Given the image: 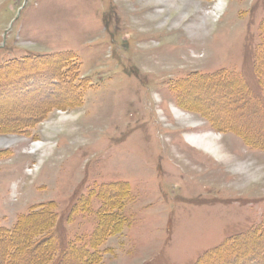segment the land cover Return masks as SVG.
Wrapping results in <instances>:
<instances>
[{"label":"rangeland","instance_id":"rangeland-1","mask_svg":"<svg viewBox=\"0 0 264 264\" xmlns=\"http://www.w3.org/2000/svg\"><path fill=\"white\" fill-rule=\"evenodd\" d=\"M263 21L264 0H0V138H18L0 146V227L51 207L54 262L76 243L98 255L92 264H195L264 229V148L208 116L249 132L264 120L254 68ZM59 56L65 87L43 105L46 69L30 64ZM222 71L252 99L182 85ZM187 134L215 137L224 156ZM104 215L120 232L93 248ZM36 252L16 264H34Z\"/></svg>","mask_w":264,"mask_h":264},{"label":"trees","instance_id":"trees-1","mask_svg":"<svg viewBox=\"0 0 264 264\" xmlns=\"http://www.w3.org/2000/svg\"><path fill=\"white\" fill-rule=\"evenodd\" d=\"M260 30L262 42L256 51L254 68L259 84L264 90V21L261 23ZM49 62L52 63L51 65H53V67L51 66L50 68H42L41 64L35 61L31 62L30 66L33 65L32 69H37L36 72L39 73L46 69V71H43V80L40 82L37 81V83L40 84L36 86L47 87V90L45 89V92L42 93L44 99L48 97V99H46V103H43V105H56L58 103L56 94H60L59 91L65 87V80L62 78L60 71H63L64 64L67 63V59L63 56H59L56 58H51ZM3 71L5 70L0 68V73H3ZM4 82L5 79L2 78L1 75L0 85ZM193 82L200 83V88L203 90L222 88L230 93H239V99L242 100L241 105L245 104V100L247 98L250 100L252 99V97L244 95L246 94L247 90L246 83L243 82L240 77L234 75V73L231 72L222 71L208 76L195 75L182 82V85L192 84ZM30 83L31 85L37 84L33 81ZM260 103L264 117V99L260 100ZM241 109H237V111ZM208 113V116L211 117V119L219 126L218 128L235 132L238 131L250 142H257L259 147L264 148V120L262 121L260 119L258 127L253 126V130L251 129V132H249L246 128L240 126L225 125V123L221 122V119L218 115L211 111ZM41 117L42 116L39 115V118ZM5 130H7V128H0V131ZM121 188L126 189L127 185H124ZM113 189L118 191H114L116 194H118L114 197V199L109 198L107 193H105L104 196L111 199L112 202L114 200V202H116V199H118V196H120L122 193L121 189L117 185H114ZM118 189H120V191ZM125 192L126 191L123 193ZM104 216V218H101L102 221L91 238L90 243L93 248H96L100 243H102L107 238L108 234H117L120 232L118 230V224L120 223L119 219L114 215ZM114 217L117 218L116 221L113 220ZM106 220L113 221L105 225L104 221ZM55 223L56 215L54 210H52L51 207L45 209L41 207L40 209H35L29 214L20 216L11 229L0 227V249L4 248L3 254L0 255V264H16L17 258L19 256H23L26 253L32 252L36 249L37 256L33 262L34 264H61L62 262V264H92L99 258L97 254H89V250L86 248L76 247V243H70L69 246H67L66 249L64 248L65 250H62L61 252V263H55L54 259L56 258L58 249L60 247V243L53 233ZM35 231H38V235H36ZM246 240L251 242L250 246L243 244V242ZM263 244L264 229H252L246 233L227 239L217 248L206 252L197 260L195 264H228L227 262L229 261L231 264H237L238 262L242 264H263L260 262V257H262V255H259L260 252L264 251ZM57 256L59 257V255Z\"/></svg>","mask_w":264,"mask_h":264},{"label":"bare ground","instance_id":"bare-ground-1","mask_svg":"<svg viewBox=\"0 0 264 264\" xmlns=\"http://www.w3.org/2000/svg\"><path fill=\"white\" fill-rule=\"evenodd\" d=\"M221 7H222V3H220V4L218 3L215 5V10L217 11V10L221 9ZM174 112H175L177 117L180 118L182 116V112L180 110L174 109ZM189 123H194V122L190 121ZM186 136H187L188 141L190 143H192L196 146H199L200 148L205 149L206 151L212 153L216 157L222 158L224 156L223 151H221L222 147L219 145L218 140H216L215 137H213V136H211V137L195 136V135H190V134L189 135L187 134ZM17 142H18L17 137L0 138V146H8V145L15 144ZM40 146H41V144H37L32 148V150L39 148Z\"/></svg>","mask_w":264,"mask_h":264}]
</instances>
